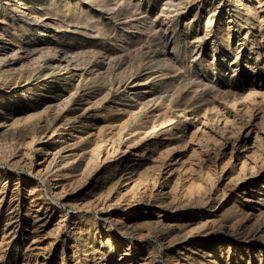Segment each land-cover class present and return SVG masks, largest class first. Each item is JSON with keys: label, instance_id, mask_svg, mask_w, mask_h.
<instances>
[{"label": "rangeland", "instance_id": "374dc122", "mask_svg": "<svg viewBox=\"0 0 264 264\" xmlns=\"http://www.w3.org/2000/svg\"><path fill=\"white\" fill-rule=\"evenodd\" d=\"M0 19V45L80 73L64 102L0 103L29 106L0 116V264H264V0H0Z\"/></svg>", "mask_w": 264, "mask_h": 264}, {"label": "bare ground", "instance_id": "6f19581e", "mask_svg": "<svg viewBox=\"0 0 264 264\" xmlns=\"http://www.w3.org/2000/svg\"><path fill=\"white\" fill-rule=\"evenodd\" d=\"M260 2V1H259ZM262 2V1H261ZM260 2V3H261ZM23 3V2H22ZM19 5V4H18ZM2 20V19H0ZM13 24V23H12ZM255 25V24H254ZM12 32V31H11ZM252 32V31H251ZM250 33V32H249ZM247 36V35H246ZM249 36V35H248ZM253 37V36H252ZM18 44V43H17ZM49 44V43H48ZM24 47V46H23ZM43 45L40 47L42 50ZM46 47V46H45ZM50 47V46H49ZM57 47V46H56ZM26 47H24L25 49ZM33 48V47H32ZM31 48V49H32ZM37 48V47H36ZM40 48L38 50H40ZM47 48V47H46ZM22 46L19 44L15 45V46H10V48L8 47H4L2 45H0V103H3V100L8 98V97H18L20 92H23L22 94H28V90H34V91H38V93L42 92V93H46L47 95L44 97V99H46V103L47 104H54L55 102L60 101L66 93V89L67 88H63L60 87L59 85H61V82L66 81L67 79L69 80L70 77H75L76 75H79L77 73L75 66L74 65V61L72 62V59L69 58L68 56H66L63 53L59 52V50L56 49H44L43 53H39L40 55H38V51L37 53L33 50L30 51H25V54L21 53L22 50ZM27 49V48H26ZM35 49V48H33ZM99 51V50H98ZM40 52V51H39ZM95 57V56H94ZM42 59L44 60L43 63H38L39 61H42ZM77 61V60H76ZM35 63H38L39 65H35ZM74 65V67H73ZM101 73V70H99ZM106 71V70H105ZM98 72V71H97ZM82 75V74H81ZM83 78V76H81ZM101 76V75H100ZM85 77V76H84ZM80 79V78H78ZM77 79V80H78ZM76 80V81H77ZM127 80V79H126ZM82 81V80H80ZM123 81V80H122ZM121 80H118L117 82H110L109 83H102L100 84V90L104 93L103 94V98H106L107 95L109 94V92L111 91V89L114 87L115 89H120L122 88L124 91H127L128 88V84L133 83L136 81V78L133 77L132 75L128 78L127 81L122 82ZM69 82V81H68ZM73 82V81H72ZM78 82V81H77ZM137 82V81H136ZM64 83V82H63ZM71 83V82H69ZM80 83V82H79ZM77 85V84H76ZM67 86V85H65ZM74 86V85H72ZM78 86V85H77ZM70 87V86H69ZM75 88V86H74ZM72 89V88H71ZM94 89V88H93ZM92 89V90H93ZM97 89V88H96ZM94 89V90H96ZM70 90V88H69ZM77 90V89H76ZM91 90V89H90ZM79 91V90H78ZM88 91V90H87ZM138 91V90H137ZM85 92V90H84ZM41 93V94H42ZM75 93V91L73 92ZM73 93L71 95H73ZM79 93V92H78ZM83 93V92H82ZM98 93V92H97ZM76 94V93H75ZM85 94V93H84ZM135 94H137V92H135ZM133 94V96L136 98V100H142L143 96H137ZM140 94V93H139ZM14 95V96H13ZM67 96L69 94H66ZM93 94L89 93L86 99H91L94 96H92ZM70 97V96H69ZM82 97V96H81ZM146 97V96H145ZM73 98V97H72ZM95 99V98H94ZM69 100V99H67ZM71 100V99H70ZM86 100V101H88ZM92 100V99H91ZM19 101V100H17ZM85 101V102H86ZM98 101V100H95ZM94 101V102H95ZM60 102H64V101H60ZM81 102H83L81 100ZM90 102V101H89ZM59 104V103H56ZM55 104V105H56ZM62 104V103H61ZM60 104V105H61ZM93 104V103H92ZM29 109V106H17L13 109H3L0 112V116H2V118L6 121H10L11 124L18 122L21 120V117H23V113H25L27 110ZM19 123V122H18ZM16 124V123H15ZM114 124V123H113ZM154 128V127H153ZM51 135V134H50ZM129 136V135H128ZM54 138V137H53ZM52 137H47V140L45 142H47L48 145L50 146H60L62 145L61 142H57L55 140H51ZM132 139V138H131ZM58 140V139H56ZM27 141V140H26ZM60 141V140H59ZM123 142V141H122ZM104 143V142H103ZM61 147V146H60ZM57 147V148H60ZM62 148V147H61ZM7 149V148H6ZM82 149V148H81ZM61 151V150H60ZM101 153V152H100ZM102 154V153H101ZM99 155V157H101V159L106 160L108 158V156H106V154H104L105 156L103 157L102 155ZM74 158V157H73ZM76 158V157H75ZM82 158V157H81ZM87 158V157H86ZM72 158L70 159H65L64 162V172L67 171L68 172H72L73 171V163L70 162ZM92 159V157H91ZM109 159V158H108ZM85 160V159H84ZM89 160V159H88ZM87 160V161H88ZM61 161V160H60ZM63 161V160H62ZM78 161V160H77ZM83 161V160H82ZM98 161V160H97ZM122 161V160H121ZM125 161V160H124ZM103 162V161H102ZM79 163V162H78ZM77 163V165H78ZM61 164V163H60ZM63 164V163H62ZM57 165V164H56ZM75 165V167L77 166ZM62 166V165H60ZM116 170V169H115ZM74 172V171H73ZM75 173V172H74ZM72 174V173H71ZM71 176V175H70ZM71 181V180H69ZM35 189V188H34ZM31 192V191H30ZM29 192V193H30ZM34 197V196H33ZM93 199V198H92ZM30 211V210H29ZM34 216V215H33ZM245 216V215H244ZM38 217V216H37ZM42 217V216H41ZM48 217V216H47ZM40 218V217H39ZM14 219V218H13ZM37 219V218H36ZM35 219V220H36ZM160 219V218H159ZM38 220V219H37ZM33 221V220H32ZM162 222V219L159 220V223ZM38 222V221H37ZM43 222H45L43 220ZM33 223V222H32ZM35 223V221H34ZM43 225V224H42ZM58 225V224H57ZM167 225V224H166ZM46 226V225H45ZM38 227V226H37ZM36 226L33 229L37 228ZM40 228V227H39ZM15 229V228H14ZM32 229V230H33ZM240 229V228H239ZM261 230V229H260ZM35 231V230H34ZM245 231V229H243V232ZM252 231V230H251ZM4 232V231H3ZM2 232V234H3ZM11 232V231H10ZM230 232V231H229ZM240 232V231H239ZM5 233V232H4ZM13 233V232H11ZM15 233V232H14ZM32 233V232H31ZM235 233V232H234ZM252 233V232H251ZM255 233V232H254ZM5 233L2 236V239H4V235L6 236ZM30 234V233H29ZM246 234V233H245ZM238 235V234H237ZM248 235V233H247ZM249 236V235H248ZM251 236V235H250ZM255 236V235H253ZM238 237V236H236ZM245 238V236H244ZM243 239V238H242ZM247 239V238H246ZM113 240V236L108 235L107 236V242L111 243ZM246 241V240H244ZM113 244V243H111ZM110 245V244H108ZM199 246H201L203 248V250L205 249V245L204 243H200ZM197 248V247H196ZM245 248V247H244ZM201 248H198V250ZM192 251V250H191ZM251 251V250H250ZM87 252V251H85ZM84 252V253H85ZM124 253V252H123ZM126 253V252H125ZM130 253V252H129ZM200 254V253H199ZM202 254H204L206 256V252H202ZM87 255V254H86ZM125 255V254H124ZM201 255V254H200ZM1 256V255H0ZM216 256V255H215ZM253 256V255H252ZM214 257V256H213ZM249 258V257H248ZM256 258V257H255ZM209 259V258H208ZM199 261V260H198ZM208 261V260H207ZM216 261V260H215ZM135 259L134 258H129L127 261V264H136L135 263ZM144 262V261H143ZM202 262V260H201ZM213 262V261H212ZM142 263V262H141ZM138 262V264H141ZM218 263V262H217ZM191 264V263H190Z\"/></svg>", "mask_w": 264, "mask_h": 264}]
</instances>
